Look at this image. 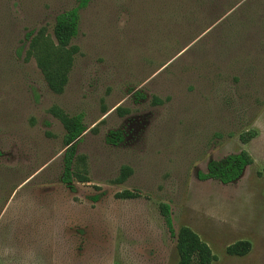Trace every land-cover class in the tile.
Wrapping results in <instances>:
<instances>
[{"label": "rangeland", "instance_id": "374dc122", "mask_svg": "<svg viewBox=\"0 0 264 264\" xmlns=\"http://www.w3.org/2000/svg\"><path fill=\"white\" fill-rule=\"evenodd\" d=\"M78 3L0 0V264H178L163 202L212 264H264V0H91L59 94L30 48ZM53 107L85 114L74 189ZM242 150L240 179H200Z\"/></svg>", "mask_w": 264, "mask_h": 264}, {"label": "trees", "instance_id": "16d2710c", "mask_svg": "<svg viewBox=\"0 0 264 264\" xmlns=\"http://www.w3.org/2000/svg\"><path fill=\"white\" fill-rule=\"evenodd\" d=\"M90 1L79 0L76 7L66 10L57 16L54 34L58 44L53 43L48 36L42 33L32 41L30 54L36 57L37 63L43 71L50 89L55 93H63L68 84L74 57L79 51L78 46H70V44L72 39L77 37L80 31L81 10L87 7ZM52 112L64 124L66 129V145L67 147L69 146L64 154L62 182L74 189L73 167L77 154V146L83 134L88 129L85 123V114L80 112L75 115H68L59 107H53ZM119 140H121V136L116 132H113L108 137V141L111 143H117ZM253 161L250 153L242 150L238 153L230 154L225 158L210 161L207 166V171L199 172V177L202 180L217 179L225 184L232 183L242 177L246 168ZM131 171V168H126L124 170V176H128ZM79 177L82 182L87 181V176L84 174H80ZM139 196V192L128 189L116 194V197L126 199ZM160 209L167 228L172 236L176 237L180 257L178 264H212L218 260V256L213 252L211 246L190 226H182L178 232L176 231L171 205L169 203H161ZM251 249V241L238 240L227 247V253L242 256L248 254Z\"/></svg>", "mask_w": 264, "mask_h": 264}, {"label": "water", "instance_id": "95a60500", "mask_svg": "<svg viewBox=\"0 0 264 264\" xmlns=\"http://www.w3.org/2000/svg\"><path fill=\"white\" fill-rule=\"evenodd\" d=\"M73 143H74V142H73ZM73 143H72V144H73ZM72 144H71V145H72ZM68 147H69V146H68ZM68 147H67V148H68Z\"/></svg>", "mask_w": 264, "mask_h": 264}, {"label": "flooded vegetation", "instance_id": "af4514ba", "mask_svg": "<svg viewBox=\"0 0 264 264\" xmlns=\"http://www.w3.org/2000/svg\"><path fill=\"white\" fill-rule=\"evenodd\" d=\"M69 186V185H68Z\"/></svg>", "mask_w": 264, "mask_h": 264}]
</instances>
